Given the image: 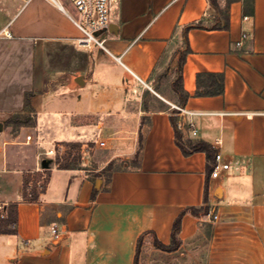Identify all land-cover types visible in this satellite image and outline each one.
I'll return each instance as SVG.
<instances>
[{
  "label": "crops",
  "instance_id": "obj_1",
  "mask_svg": "<svg viewBox=\"0 0 264 264\" xmlns=\"http://www.w3.org/2000/svg\"><path fill=\"white\" fill-rule=\"evenodd\" d=\"M66 1L0 0V30L13 35L0 39V203L16 206L17 222L15 233H0V264H264V0H114L107 48L120 61L77 46ZM199 22L182 69L189 97L180 107L191 115L178 129L221 153L229 167L217 179L215 158L183 153L164 109L181 100L178 48ZM56 44L69 63L50 69ZM210 74L224 76V93L197 96L198 75ZM17 116L46 121L49 133H13ZM94 142L107 151L93 156L94 171L40 156L68 144L89 156ZM130 159L132 168L103 174ZM43 176L37 201L24 200L26 181ZM179 217L180 246L158 248L171 244Z\"/></svg>",
  "mask_w": 264,
  "mask_h": 264
},
{
  "label": "trees",
  "instance_id": "obj_2",
  "mask_svg": "<svg viewBox=\"0 0 264 264\" xmlns=\"http://www.w3.org/2000/svg\"><path fill=\"white\" fill-rule=\"evenodd\" d=\"M211 1H214V0H211ZM220 17L224 21L227 18L226 12H221ZM227 27H228V25L225 26V28H227ZM195 28L203 29V28H205V26L201 22L187 26L185 28V34H184L182 46L178 48L179 58H178V62H177V72H176L177 75H176L174 83H173L174 90L176 91L177 94H179L180 99H181V100H178L179 104L177 106L184 105L185 102L187 101L188 97H189V95L183 90L182 69H183V65L186 61L187 55L191 52L189 41H188V32L191 29H195ZM212 28H218V27L214 26ZM158 71L159 70L157 68V70H155L154 74H156ZM208 77H209V79H208ZM223 93H224V76L222 74L198 75L197 92H196L197 96H215V95H222ZM32 96L33 95L31 93H27L25 96V110L27 112H31L33 110L32 106H31ZM164 109L165 110H171V122H172L173 127L175 128V132H176V143L181 148L183 153L185 155H190V154H193L196 152H204L206 154L209 162H211L212 159L215 158V156H216V151L209 144L202 142V141H200V142L183 141L182 133L180 132V130L178 129V126H177L176 114L178 112L176 110L171 109L170 105H165ZM68 145H70L72 147H79L80 148V146L77 144H68ZM141 150H142V140L139 141V149H138V152L135 156L136 162L138 161L137 159L140 156ZM59 166H60V168H70L72 166V163L66 161L63 164H60ZM113 166H114L113 163L109 164L107 166V168L103 171V174L104 173H108V174L112 173ZM208 169H209V172L211 173L213 171V165H209ZM27 184H28V182L26 181L25 189H24V200H26V201H37L38 191L36 189H33L31 191L32 197L29 198L28 192H27V187H28ZM192 210H194V209H192ZM15 216H16V206L11 205L9 207V214H8L7 219L0 220V233H7V234L8 233H10V234L15 233L16 227L15 228L12 227L14 224L17 226ZM180 227H181V217H179L175 221V224L173 227V232H172L171 244L168 246H165L157 240L155 242L156 246L160 249L165 250V251L176 250L180 246V240L178 238Z\"/></svg>",
  "mask_w": 264,
  "mask_h": 264
},
{
  "label": "built area",
  "instance_id": "obj_3",
  "mask_svg": "<svg viewBox=\"0 0 264 264\" xmlns=\"http://www.w3.org/2000/svg\"><path fill=\"white\" fill-rule=\"evenodd\" d=\"M74 9L75 15L71 16L72 21L78 28L80 32V36L75 39L77 46L81 49H91L92 47H99L110 56L120 61L121 57H116L112 54L111 51L107 48V35L109 33L111 24H112V16H113V5L114 0H70ZM249 17H244L243 21H247ZM12 32L9 26L0 30V39L1 38H12ZM246 36L243 35V39ZM241 42L239 43V45ZM171 109L176 110L177 114V126L179 129H182L185 126L184 118L188 115H191L190 112L186 111L183 107L171 105ZM189 126L192 128V134L196 135V131L193 128L192 122H190ZM100 148H105L107 146V142L101 141L98 143ZM61 150V149H60ZM4 154V150H3ZM57 149H40V156H56ZM86 155V153H84ZM223 157L220 152H218L215 156L216 165L211 172V177L213 179H217L220 176L221 170L228 169L229 165L224 164L222 162ZM38 171L43 172L44 169H40ZM45 176L42 177L40 182H37L35 185H30L27 187L28 197L31 198V191L36 189L39 191L43 187V181ZM9 214V205L7 203H0V220L7 219ZM206 215L209 219L217 220L219 218V214L213 209H208ZM13 228L16 227L14 224ZM54 239L59 238V231L56 227L52 229Z\"/></svg>",
  "mask_w": 264,
  "mask_h": 264
},
{
  "label": "rangeland",
  "instance_id": "obj_4",
  "mask_svg": "<svg viewBox=\"0 0 264 264\" xmlns=\"http://www.w3.org/2000/svg\"><path fill=\"white\" fill-rule=\"evenodd\" d=\"M64 4H67V1L60 0ZM70 1V0H69ZM66 47L56 44L48 48V56H47V64L49 65L50 69H60L65 68L64 65H67L69 62L67 61V58L69 57V53ZM72 62V61H71ZM73 64L74 61H73ZM77 84H79L77 82ZM13 133L22 134L23 132H26L28 130H36L38 137L41 139H45L47 136V133H49V125H47L46 121L35 120L32 122H28L26 118L17 116L13 118ZM114 126H122L115 124ZM48 131V132H47ZM69 137V135H68ZM95 142L93 143V150L90 152L89 156H84L81 149L79 147H72L70 145L65 146H59L57 145L55 149H57V160H59L60 164H63L64 162L68 161L71 162L73 166H76L78 169L83 170H89L94 171L96 165L93 162V156L97 154V156H103L107 152L106 150L99 149L98 152L94 151ZM61 149V150H60ZM135 160V159H134ZM133 159L127 160L126 162L120 160L118 161L114 169H129L132 168L135 164V161ZM89 174L94 175L95 173L90 172Z\"/></svg>",
  "mask_w": 264,
  "mask_h": 264
},
{
  "label": "water",
  "instance_id": "obj_5",
  "mask_svg": "<svg viewBox=\"0 0 264 264\" xmlns=\"http://www.w3.org/2000/svg\"><path fill=\"white\" fill-rule=\"evenodd\" d=\"M111 30L113 29L112 27L110 28ZM79 81V80H78Z\"/></svg>",
  "mask_w": 264,
  "mask_h": 264
}]
</instances>
